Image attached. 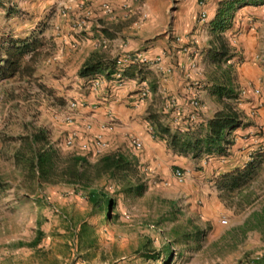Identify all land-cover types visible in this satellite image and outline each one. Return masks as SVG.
Here are the masks:
<instances>
[{
    "label": "rangeland",
    "instance_id": "374dc122",
    "mask_svg": "<svg viewBox=\"0 0 264 264\" xmlns=\"http://www.w3.org/2000/svg\"><path fill=\"white\" fill-rule=\"evenodd\" d=\"M58 1L63 2L0 0V65L11 39L35 40L33 51L22 57L20 71L9 77L0 76V264H247L250 258L264 253L263 246L255 245L251 232L260 231L264 242V177H256V172L240 187L222 193L225 208L231 214L218 218L234 221L251 214L242 228L225 234L219 243L209 240L210 226L202 213L204 201L194 200L189 193L192 170L204 168L200 161L190 167L172 166L166 177H158L147 172L139 151L129 143L119 151L106 148L101 153H93L92 148L81 149L75 136L72 145L65 144L76 124L68 123L66 118L79 109L72 111L69 104L83 101L74 98V84L87 76L79 74L87 61L81 63L80 39L85 37L91 45L102 46L110 36L96 38L85 34L87 25L92 31L95 29L90 23L95 18L91 10L85 9V3L75 11L77 19L73 23L68 20L73 29L69 28L68 33L72 40L60 42L54 34L56 18L61 21L73 17L67 0ZM125 1L115 24L140 30L149 19L144 30L148 35L159 27L161 15H171L178 3ZM182 3L186 9L188 0ZM107 6L109 11L102 6L106 13L115 12ZM12 20L18 21V27L27 23L30 30L21 28L23 32L15 37ZM174 40L177 42L176 37ZM210 61L202 64L204 79L226 78L228 81L224 79L222 84L229 85L236 97L241 86L235 72L230 69L231 77H224L226 68L220 69L214 66L215 61ZM94 73L105 76L102 71ZM81 87L89 90L83 81ZM39 131L61 155H81L93 165L101 156L117 153L129 167L98 176L91 168L92 180L87 184L58 178L44 180L30 164L33 151L39 146L31 142V136ZM227 148L228 145L226 151ZM175 168L184 172L182 182L175 178ZM207 180L211 179L205 177L201 182L206 184ZM139 184L144 185V190L138 195L131 189ZM257 206L258 212L253 209ZM196 227L203 229L200 241L193 239ZM247 231L251 233L249 238ZM246 246L249 248L245 252L240 251Z\"/></svg>",
    "mask_w": 264,
    "mask_h": 264
},
{
    "label": "crops",
    "instance_id": "0c3cea01",
    "mask_svg": "<svg viewBox=\"0 0 264 264\" xmlns=\"http://www.w3.org/2000/svg\"><path fill=\"white\" fill-rule=\"evenodd\" d=\"M54 1L57 4L63 2ZM222 1L204 0L200 5L196 0H188L185 9L182 0H178L177 5L173 7V13L169 15L164 12L159 27L152 35H148L144 30L150 24L149 19L140 30L115 24L119 19L118 11L126 3L125 0H88L85 9L91 10V15L95 18L90 22L95 29L92 31L87 25L85 34H92L91 36L96 38L106 34L110 36V40L105 39L102 46H94L87 38H79L81 63L90 59L92 52L95 53L93 58L106 63L127 51L140 50L152 59L162 53L164 56L158 64L136 67L140 71L133 68L123 71L120 83H117L119 76L115 74L114 67L110 74L102 71L105 78L101 86L94 91L83 89V79L78 78L73 91L74 98L88 104L79 107L75 112L76 124L73 133L78 146L90 148L93 136L102 134L108 143L107 148L115 152L129 143L130 138H137L142 143V148L138 150L140 161L145 165L147 172L158 177H166L172 166L190 167L195 161H200V165L204 164L202 170H192L189 177V193L193 195L194 200L204 201L202 213L203 220H207L210 226L209 240L219 243L223 242L225 234L242 228L251 213L244 214L234 221L225 218L227 225L221 224L219 215L230 217L231 212L225 208V200L221 196L224 190L216 186V179L237 167L242 168L255 152L262 154L256 177H264V104H260L258 97L252 93L237 101L235 98L226 99L223 95L219 96V93L223 92L222 87L229 89V85L222 84L224 79L228 80L221 77L204 79L201 73L202 64L211 63V51L216 46L210 23ZM67 3L73 18L61 21L56 18L55 21L54 34L62 43H70L72 40L68 34V20L73 23L77 17L75 11L81 7L71 0H67ZM103 3L108 4L115 12L106 13L102 9ZM202 10L207 15L203 21L199 20ZM11 23L15 37L25 28H30L27 23L24 27H18L16 20ZM221 34L232 56L225 61L213 63L216 64L214 66H219L220 69L225 67L224 77L227 78L231 77L232 69L241 87L259 88L264 94V0H240L235 4L229 26ZM174 37L179 40L175 42ZM188 44H191V48L189 52H184L182 47ZM140 80H145L150 90L143 100L135 97ZM195 97L199 99L200 105L194 109L190 102ZM209 97L218 99L220 103L211 102ZM228 101L232 104H228ZM228 107H232L238 114L241 124L230 131L231 144L228 145L227 154L213 151L194 158L191 154H177L168 145V136L173 132H181L185 137L186 132H192V137L203 136L207 130V121L217 111L226 110ZM108 114L113 117L112 126L103 128L102 125L109 123ZM86 123L91 124L89 130L85 129ZM258 125H262L261 133H256ZM161 128L168 130L160 132ZM155 133L157 136H154ZM205 177L211 180L203 184L201 180ZM259 208L257 206L253 209L258 212ZM251 232L256 241L255 245L264 248L260 231L252 229ZM246 233L249 238L250 231ZM202 235L203 229L196 227L193 239L200 241ZM248 246L240 251L245 252Z\"/></svg>",
    "mask_w": 264,
    "mask_h": 264
},
{
    "label": "trees",
    "instance_id": "16d2710c",
    "mask_svg": "<svg viewBox=\"0 0 264 264\" xmlns=\"http://www.w3.org/2000/svg\"><path fill=\"white\" fill-rule=\"evenodd\" d=\"M240 0H223L219 3L215 18L210 23V30L213 34V42L216 44L211 51V59L215 62L227 60L231 58L230 48L225 43L222 31L230 24L235 4ZM35 40L11 39L9 45L4 48V57L1 59L0 76L9 77L20 71L22 57L26 52L33 51ZM114 60L102 62L101 59H88L81 67L80 76L100 71L112 73ZM111 68V69H110ZM135 66L128 67L124 71ZM140 71V69H137ZM222 87L223 92L219 96L227 98L235 97L233 91ZM241 124L238 114L228 107L226 110L217 111L214 116L207 121V130L201 137H192V132H186L184 136L181 132L169 134L168 145L171 149L182 155L191 154L198 157L203 153L216 152L219 154H227L226 147L231 144L229 134L232 129ZM159 128V127H158ZM160 132H166L167 128L159 129ZM31 142L38 144V148L33 151L30 158L31 169L38 173V176L44 180L58 178V180L67 183L87 184L92 180L90 169L96 170V176L102 172H110L114 174L116 171L129 167V163L125 161L121 154L107 153L101 156L96 163L90 165L86 157L77 154L61 155L59 151L51 145L45 134L39 131L31 136ZM262 154L255 152L251 155V159L242 167L235 168L230 172L221 174L216 179V186L223 190H232L240 187L248 181L256 172ZM144 185L139 184L132 188L131 191L141 194ZM264 211V209H263Z\"/></svg>",
    "mask_w": 264,
    "mask_h": 264
},
{
    "label": "built area",
    "instance_id": "2783aa9c",
    "mask_svg": "<svg viewBox=\"0 0 264 264\" xmlns=\"http://www.w3.org/2000/svg\"><path fill=\"white\" fill-rule=\"evenodd\" d=\"M71 1H74L75 3L82 6L85 3H87L88 0H71ZM199 4L200 5L203 4V1H200ZM102 6L104 7V9L106 11L107 10L109 11L106 3H103ZM63 13H65L64 10H63ZM206 17H207L206 12L204 10L200 11L199 20L203 21L206 19ZM144 18H145V16H144ZM176 40L178 41L179 38L176 37ZM190 48H191V45H186V46L182 47V50L184 52H189ZM163 56L164 55L162 53V54L156 55L152 59L140 50L127 51V52H123V53L119 54L114 59L115 74H117L119 76V77H117L118 78L117 83H120L119 79L121 78V74L128 67L135 66V67L142 68V67H147L152 63L158 64L161 62ZM103 79H104L103 75H101L99 73H91V74H89L83 78V82H84V85L89 90L94 91V90H97L101 86ZM149 91L150 90H149V86H148L147 82L145 80H140L139 84H138V88L135 91V97L138 100H143L148 96ZM250 93H252L253 95H256L258 97V101L260 104H262V105L264 104V94H262V92L259 88H250L247 86H242L239 88L235 99L237 101V99L246 97ZM190 103L194 109L198 108L200 105L199 99L197 97L192 98ZM69 106H70V109L72 111H74L78 107L87 106V103H85L84 101L73 100L70 102ZM108 116H109V123L102 125L103 128H110L112 126V122H113L112 118L113 117L111 114H108ZM66 120L68 123H74L75 122L74 112L71 113L69 116H67ZM90 128H91V124L86 123L85 129L89 130ZM261 131H262V125H258L256 128V133H261ZM74 136H75L74 133L70 134L67 137L65 144L66 145H72L74 143V140H75ZM129 145L135 150H140L142 147L141 141L137 138H134V137L129 139ZM107 147H108V143H107V141H105L103 139L102 134H96L93 136L92 143L90 146V148H92L93 153H101ZM80 148L85 149L87 147L83 146ZM250 159H251V157L249 158V160ZM174 176L178 182H182L184 180V172L179 168H175ZM226 222H227V220L225 218L220 219L221 224H226ZM247 264H264V253H259L258 255L250 258Z\"/></svg>",
    "mask_w": 264,
    "mask_h": 264
}]
</instances>
